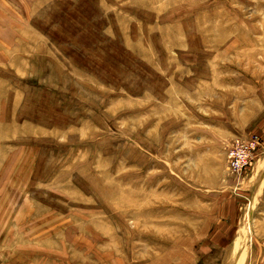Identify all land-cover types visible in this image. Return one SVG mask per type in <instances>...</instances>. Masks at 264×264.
I'll return each mask as SVG.
<instances>
[{
  "label": "rangeland",
  "instance_id": "374dc122",
  "mask_svg": "<svg viewBox=\"0 0 264 264\" xmlns=\"http://www.w3.org/2000/svg\"><path fill=\"white\" fill-rule=\"evenodd\" d=\"M0 264H264V0H0Z\"/></svg>",
  "mask_w": 264,
  "mask_h": 264
},
{
  "label": "built area",
  "instance_id": "2783aa9c",
  "mask_svg": "<svg viewBox=\"0 0 264 264\" xmlns=\"http://www.w3.org/2000/svg\"><path fill=\"white\" fill-rule=\"evenodd\" d=\"M257 138H253L248 143L238 140L228 152V160L231 168L236 172H242L250 164L251 151L257 145Z\"/></svg>",
  "mask_w": 264,
  "mask_h": 264
}]
</instances>
